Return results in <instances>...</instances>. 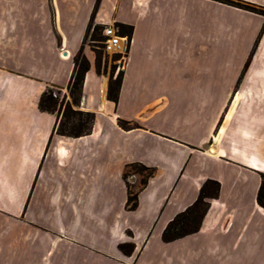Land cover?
Returning a JSON list of instances; mask_svg holds the SVG:
<instances>
[{"label": "crops", "instance_id": "0c3cea01", "mask_svg": "<svg viewBox=\"0 0 264 264\" xmlns=\"http://www.w3.org/2000/svg\"><path fill=\"white\" fill-rule=\"evenodd\" d=\"M95 1L0 0V206L21 190L24 221L46 235L37 264H264V18L212 0H100L94 24L132 28L118 101L83 45L80 111L94 120L59 136L38 100L66 92ZM133 165L152 176L128 210ZM207 179L220 188L199 231L162 242Z\"/></svg>", "mask_w": 264, "mask_h": 264}, {"label": "trees", "instance_id": "16d2710c", "mask_svg": "<svg viewBox=\"0 0 264 264\" xmlns=\"http://www.w3.org/2000/svg\"><path fill=\"white\" fill-rule=\"evenodd\" d=\"M220 1L229 6H233L236 8H245L246 10L255 12L254 9L246 8L244 6L242 7L241 4L234 3L230 0ZM99 2L100 0L95 1L91 16L85 30L82 46L73 57V72L67 85V91L70 101L63 102V100H59L58 97H54L51 89H47L46 91H44L38 100V109L41 112L55 114L56 116L60 114L59 118L57 116L55 127V132L59 136L79 138L88 135L92 127L94 115L92 113L82 112L78 109V107L81 98V89L84 76L90 68V64L83 53L84 41L88 36L90 30L91 34L89 35V37L92 43H98L101 46V41L103 40L102 36H99V33H101L102 30V26L94 24V15L97 11ZM258 13L264 15V11H262V13ZM115 26L120 30L122 36H127L128 38H130L132 33V28L130 26L120 24H116ZM96 66H98L97 62ZM96 72L99 73L97 71V68ZM120 86L121 74H119L115 79H113L111 76L109 77L106 98L108 101L113 102L115 105L118 101ZM118 126L123 130L133 129L132 125H130L129 122L123 120H118ZM139 167L140 170L149 172L146 179L141 181V185L143 187L146 184L147 179L152 176V171L144 166ZM260 177L261 182L258 188L256 202L260 208L264 209V175H261ZM219 188L220 186L217 181L210 179L205 180L199 189L195 201L185 210L176 214L172 218V220L167 223L161 234L162 242L170 243L198 232L201 227L202 220L209 209V201L217 199ZM136 205L137 193L130 192L129 187H127L126 208L128 210H134L136 208ZM118 249L122 253L130 255L134 250V245L119 244Z\"/></svg>", "mask_w": 264, "mask_h": 264}, {"label": "rangeland", "instance_id": "374dc122", "mask_svg": "<svg viewBox=\"0 0 264 264\" xmlns=\"http://www.w3.org/2000/svg\"><path fill=\"white\" fill-rule=\"evenodd\" d=\"M225 4L220 0H212ZM234 3H239L242 7L254 9L255 12L246 10L245 8H237L264 18L263 14L258 12L264 11L263 7L253 5L244 1L230 0ZM227 5V4H225ZM229 6V5H227ZM233 7V6H231ZM236 8V7H234ZM91 30L84 41V48L86 49L89 59L93 60V65L97 71L108 72L109 77L111 76L115 79L119 74L122 78V68L125 63V59H121L119 56H110L103 52L101 46L98 43H92L90 41L89 35ZM101 37V33H99ZM129 53V51H128ZM127 53V55H128ZM127 57V56H126ZM250 58V57H249ZM248 58V59H249ZM247 60L244 64L243 71L248 67ZM96 62L98 66H96ZM248 62V63H247ZM247 63V64H246ZM118 71V72H117ZM117 73V74H116ZM116 75V76H115ZM109 80V79H108ZM52 92L58 96L59 100L70 101L69 95L68 99L65 100V94L68 91H62L60 89L51 88ZM83 112V111H82ZM58 118L60 114L57 115ZM148 171L140 170V167L133 165L126 168L124 171L125 180L127 181V187H129L130 192H136L142 187L141 181L146 179ZM263 174H260V176ZM261 178V177H260ZM10 181V180H9ZM12 193L14 194L13 201L11 199ZM3 202L0 206V264H37L40 263L42 256H38L42 253L43 249H46V235L42 234L40 231L33 229L32 225H28L24 220V211L26 210L25 204L23 206L21 199L22 192L13 191L6 193L3 192ZM24 208V211L22 212ZM192 254V252L187 253ZM192 256L190 255V259Z\"/></svg>", "mask_w": 264, "mask_h": 264}, {"label": "built area", "instance_id": "2783aa9c", "mask_svg": "<svg viewBox=\"0 0 264 264\" xmlns=\"http://www.w3.org/2000/svg\"><path fill=\"white\" fill-rule=\"evenodd\" d=\"M101 36L103 39L101 41V46L105 54L110 56H119V61L121 59H126L130 47V40L127 36H122L120 30L113 25L102 26ZM53 96L58 97L55 93H53ZM67 99L68 98L65 97V100ZM81 107L82 99L81 103H79L78 109L80 110Z\"/></svg>", "mask_w": 264, "mask_h": 264}, {"label": "bare ground", "instance_id": "6f19581e", "mask_svg": "<svg viewBox=\"0 0 264 264\" xmlns=\"http://www.w3.org/2000/svg\"><path fill=\"white\" fill-rule=\"evenodd\" d=\"M222 131H223V130H222ZM222 135H223V134H222ZM217 139H218V137H217ZM212 150H214V149H213V148H211V149H210V151H211V152H213Z\"/></svg>", "mask_w": 264, "mask_h": 264}]
</instances>
